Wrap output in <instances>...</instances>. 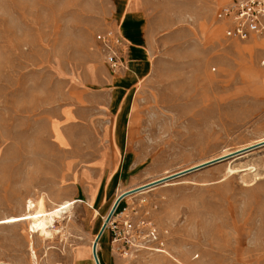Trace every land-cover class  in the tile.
<instances>
[{
  "label": "rangeland",
  "instance_id": "374dc122",
  "mask_svg": "<svg viewBox=\"0 0 264 264\" xmlns=\"http://www.w3.org/2000/svg\"><path fill=\"white\" fill-rule=\"evenodd\" d=\"M124 1L0 0V219L79 199L50 238L0 224V261L94 264L116 197L183 172L121 199L100 264H264V142L218 158L264 138V35H224L233 0H130L151 69L114 97L99 38Z\"/></svg>",
  "mask_w": 264,
  "mask_h": 264
},
{
  "label": "built area",
  "instance_id": "2783aa9c",
  "mask_svg": "<svg viewBox=\"0 0 264 264\" xmlns=\"http://www.w3.org/2000/svg\"><path fill=\"white\" fill-rule=\"evenodd\" d=\"M216 15L227 24L224 29L227 38L244 40L251 35H264V0H233L220 7ZM99 42L108 67L113 71L121 69L124 66L123 56L127 43L118 29L104 32ZM125 210L126 208H122L113 214L108 226L115 222L114 216H122ZM122 220L123 231L128 233L131 228L129 218L125 217ZM151 233L154 232L151 230ZM153 237L156 239V236Z\"/></svg>",
  "mask_w": 264,
  "mask_h": 264
},
{
  "label": "crops",
  "instance_id": "0c3cea01",
  "mask_svg": "<svg viewBox=\"0 0 264 264\" xmlns=\"http://www.w3.org/2000/svg\"><path fill=\"white\" fill-rule=\"evenodd\" d=\"M129 1L125 0L116 11L117 29L127 43L123 56L124 68L119 73H107L108 76L104 79L107 84L105 89L111 95L115 92L114 97L118 90H128L133 84L145 78L151 69L150 31L141 14L140 2H138L139 7L131 8ZM92 262L94 263L93 259Z\"/></svg>",
  "mask_w": 264,
  "mask_h": 264
},
{
  "label": "bare ground",
  "instance_id": "6f19581e",
  "mask_svg": "<svg viewBox=\"0 0 264 264\" xmlns=\"http://www.w3.org/2000/svg\"><path fill=\"white\" fill-rule=\"evenodd\" d=\"M132 5H133V3H132ZM261 142H264V138H262V139H260L258 141H255L254 143H252L250 145L243 146V147H241V148H239V149H237V150H235L233 152H227V153H224L222 155H219L218 158L221 157V156H225V155H229L231 153L238 152V151L241 152L242 150H245L246 148H248L250 146H253L254 144H259ZM207 161L208 160L199 162V163L193 165V167L197 166V165H200V164H203V163H205ZM190 168H192V167H190ZM232 170L233 169H230V172L233 173ZM177 173H172V174L160 177L158 179H155L152 182H155V181H158V180H162L164 178H167V177H169V176H171L173 174H177ZM144 185H146V184H144ZM144 185H141V186H144ZM130 190H132V189H130ZM78 200L79 199L65 200V201H63L61 203H58L55 207H53L51 209H47L45 207V200H44V198L42 196H39L35 201H31V200L28 199L27 203L25 204V210H24L25 212H23V213H21L19 215H12V216L0 219V224L25 223L27 225V230H28L29 233L37 234V235L41 236L44 239L45 238H50L53 235V233L57 231L55 226H54V223L57 220H61L63 218V215H64L63 213H65L66 211L70 210L72 208V206L75 204V202L78 201ZM57 222H59V221H57ZM95 238H96V236H95ZM95 238H94V240H95ZM94 240L92 241V243L94 242ZM31 253L33 254V250H31ZM90 254H92V244H91ZM96 255H97V258L99 260L98 253H97V247H96ZM99 263H100V261H99ZM0 264H11V263L0 261ZM34 264H37V263L34 262Z\"/></svg>",
  "mask_w": 264,
  "mask_h": 264
},
{
  "label": "water",
  "instance_id": "95a60500",
  "mask_svg": "<svg viewBox=\"0 0 264 264\" xmlns=\"http://www.w3.org/2000/svg\"><path fill=\"white\" fill-rule=\"evenodd\" d=\"M200 166H202V165H200ZM197 167H199V166H195V167H193V168H190V169H188V170H184V171L186 172V171H189V170L195 169V168H197ZM180 173H183V172H179V173H177V174H173L172 176H169V177H167V178H170V177L176 176V175H178V174H180ZM167 178H164V179H162V180H158V181L152 182V183H150V184H146V185H144V186H141V187H139V188H135V189H133V190H127V191H125V192L120 193V194L116 197V199L114 200V202H113V204H112V206H111L109 212H108L107 215H106V218H105L104 222L102 223V225H101V227H100V229H99V231H98V233H97V235H96V238H95L94 242L92 243V258H93L95 264H100V263H99V260H98V258H97V255H96V247H97L98 239H99V237L101 236V234L103 233V230H104V228H105V226H106V223H107V222L109 221V219L111 218V216H112V214H113L115 208L117 207V205H118V203L121 201V199H123L125 196H127V195H129V194H131V193L139 192V191H142V190H144V189H147V188L151 187L152 185H154V184H156V183H159V182H162L163 180H166Z\"/></svg>",
  "mask_w": 264,
  "mask_h": 264
}]
</instances>
